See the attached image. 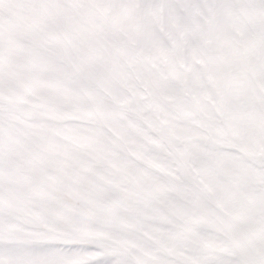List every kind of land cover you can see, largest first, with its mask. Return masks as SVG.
<instances>
[{
	"label": "snow or ice",
	"instance_id": "snow-or-ice-1",
	"mask_svg": "<svg viewBox=\"0 0 264 264\" xmlns=\"http://www.w3.org/2000/svg\"><path fill=\"white\" fill-rule=\"evenodd\" d=\"M0 264H264V0H0Z\"/></svg>",
	"mask_w": 264,
	"mask_h": 264
}]
</instances>
